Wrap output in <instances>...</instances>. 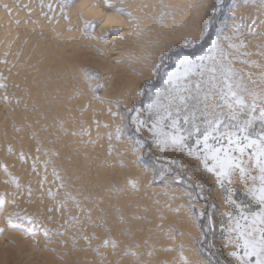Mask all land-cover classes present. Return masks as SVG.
<instances>
[{"label": "rangeland", "instance_id": "obj_1", "mask_svg": "<svg viewBox=\"0 0 264 264\" xmlns=\"http://www.w3.org/2000/svg\"><path fill=\"white\" fill-rule=\"evenodd\" d=\"M60 1L58 3L60 6L68 4L67 0H60ZM191 1L185 0L184 2V0H176V4L174 3L175 2L174 0H163V1L160 0L158 2L157 5L159 6H156V8L157 10L159 8L161 12L160 10L157 11L156 13L157 22L155 21L156 23L155 22L154 23L157 24V26L159 24L158 27L160 28L163 26L161 29L165 31L164 33L165 36L163 35L164 37H162L163 40L161 42L166 46L168 44V41L169 40L170 41L169 44L165 47V49L162 51V53H160L157 59L153 62L152 64V66H154L153 68L149 69V67L152 66H149L148 63H146L148 62V59H150V54L151 51L153 50L151 51L149 50L148 53L146 52L144 54L145 56L142 55V57L139 58L132 57V55L135 56L134 54L132 55H130L131 53L127 54L128 58L129 57L133 58V60L132 58H129V63H131L132 65L135 64L133 66L137 67L136 68L137 70H135L134 68L135 71L130 69L129 73L132 74V77L134 78L135 81L136 80L140 81L139 87L137 88V90H135L138 96L136 97L135 100L133 99L131 101L130 105L118 106L117 107L118 110L115 107H113L116 105L117 103L116 100H118V97L121 96L122 93L126 94V95L124 94L123 97L125 98L127 97L128 91L121 90L122 93L119 91L120 94L119 92H115L117 95L116 96L113 93L114 92L113 89L111 90L109 88L110 86L108 84V81L104 80V71H103L104 67L100 66L101 67L100 68L98 65L100 63H103V61L106 58L99 56L98 54L92 55L93 57L83 55L84 57H80L79 58L80 60L78 61L81 64L83 63L82 65H87V66L83 67L77 61L78 65L76 64L77 66L75 67V69H73V72L75 73L72 72L74 76L72 74L70 75L69 81L70 83L72 82L70 84V87L71 85L72 87L71 89H69L70 87H68V89L69 91L72 92V98L73 99L75 98L77 104L76 103L74 104L75 105L74 108L70 106V109L68 110L70 111L73 109L75 112L81 113L83 110L86 109L89 110L91 107L92 110L91 114L94 115L96 114L95 111L96 106L97 105L101 106L100 103H102L101 108L103 107L102 110L105 113L106 112L108 113V117L111 120L113 129L119 132L120 134V137L117 142H116L117 139L114 140L113 138H111L110 140L101 142L100 146H101V153L103 151V155L106 158L110 159L108 171L111 176L112 182L116 183L117 186L121 188L122 192L118 196L115 195L111 197L103 206L93 205L92 201L90 200L91 198L89 199L87 194L79 198L80 202L77 201L78 203L77 202L75 203L74 199L69 195L70 193L69 191H67L66 185L63 183L62 179H60L61 183L60 181L58 182L57 179L59 178L57 177L56 174H54L55 171H61L62 170L61 168L63 167V164L60 163L61 160L56 155L57 154L56 147L59 145V142L64 141V135L62 134L64 130V125L62 127V124L60 123H59L60 125L57 124L56 128L52 130V132L49 135H42L40 139L41 135L39 136L38 134L39 129L36 126L37 125L36 122L34 124L35 128L31 129V132L34 130L33 131L34 133L32 132L33 134H31V132H29L27 135V138L28 137L29 138L26 139V142L28 141L27 147H29V150L27 152L28 153L30 152L31 156L29 155V157L34 159L28 158V160H26L25 158H20L21 155L10 152L9 148L4 144L0 147V149H2L4 153L6 151L7 157H10L11 155V157L14 156L13 158L15 159L14 162V159L13 158L11 159L10 157V161L13 160L11 163H13L14 165H11L10 162L6 163V165H4L5 163L2 161L0 162V170L2 175H4V178L0 181L1 183L0 197H3L5 201L3 205H0V212H3L5 216L7 215L6 216L7 218L5 217L4 219L5 222H2L3 219L0 216V226L2 227V229L0 230V241H1V237H3L4 231L8 230L14 233L17 237L20 236L21 237L20 239L22 241H25L26 243L28 242L27 243L28 247L32 248L36 246L34 245V242L30 240V238L36 236L39 237L40 239L42 238V241L44 240V242L46 241L48 243L45 252L50 253L52 259L55 258L57 260V261L54 260L55 264H63V263L64 264H71V263L72 264H106L107 260L101 256L99 251H94L96 247L95 245L100 242L102 243L105 240L107 241L111 240L110 244L112 245V242H114V237L120 234L122 237H124L125 244L126 243L127 244L126 245L121 244L123 255L120 254V256H119L120 251L116 250L117 246L115 248H113V246L110 247L111 253L113 252L112 254H114L117 257L115 264H119V262L121 261L126 262V264H168V263L185 264L183 260L184 257L183 248H186V246L184 245L185 243L183 241L184 238L182 231L183 229L186 228L185 229L186 231L184 230L185 231L184 233H188L187 229H189L188 235L190 236L192 235L191 236L192 243L195 247L196 252L202 259L210 263L209 260L204 258L199 253L197 247L195 246L196 243H198L201 247H203V254L207 258L213 259L214 257H216L218 259L219 264H235L233 259L229 256V253L231 251L236 250L234 248V244L226 243V241H228L229 239H231L233 242H235L236 239L234 232L233 233L228 232L229 223H230L228 217L229 216L232 217L231 223L234 226L236 217L240 215V213L235 210L237 207L241 211H243L245 215H248L250 212L258 211L259 209L245 195V188L240 184L238 175L233 177L231 184H229L227 180L223 181V186H222L221 183L217 181L216 176H213L212 173L208 172L205 165L200 160H197L195 156L189 154V146H191L192 148L196 147V142L194 139H189L185 141L184 142L185 146L183 149H178L175 147H165L164 150L162 151L158 143H156V141L163 140L166 137L171 138L172 135H179L182 133L186 134L184 133L183 118H180L179 120V124H178V127L180 129L179 132H175L174 129L171 127L170 122L168 120H165L159 126L160 134L157 136H153L152 131L156 116L152 111L146 110L145 105L150 104L152 102V98L154 97L156 90L163 87L164 74L166 72L174 70L175 62L177 61L178 58L187 57L189 59H195L197 56L203 55L205 52H207V50L212 47V42L214 40L217 42L218 49L222 50L224 53L227 54L228 61H230V63H228V67L234 73L235 79L244 87L245 98L249 101V103H251V98L254 96V94L255 96L261 95L262 93L259 92V89L255 86V84L259 83L260 85L261 84L264 85L263 79L262 77H258L259 73L258 72L256 73L257 67L251 64L245 55L246 52H251L252 50H253L252 53H254L256 49L255 47L251 46V44H249L250 40H248L247 37L248 35H246V33L243 32L244 31L243 28L248 23L247 20L248 17H253L254 21H256L257 19L256 16H258V14L260 13L257 11L260 10L258 7L256 8L254 2H257L259 0H205V1L203 0L204 2L201 0H197V2L199 1L198 2L199 4L196 2V0H194L195 2L193 1L191 2ZM13 2L15 1L10 0L9 3L12 4ZM189 2L192 4L190 5ZM186 3H188L189 7ZM1 4L2 3H0V5ZM37 4L39 5L40 2L38 1ZM170 5L171 7L173 6L172 9L174 10L170 8ZM168 6L171 10L168 9ZM241 6L243 7V9ZM251 6H253V8ZM194 7L195 9L197 8V10H195ZM165 10L168 13H166ZM189 10L190 12L186 13V11ZM237 10L239 13H241L240 16L238 15L239 13L237 12ZM244 10L247 11L244 12ZM162 11L163 13L165 12L166 14L165 13L163 14ZM173 12L174 14H171ZM202 12L203 15H201ZM175 13L177 14L175 15ZM189 13H191L190 16L193 15L191 18L187 16ZM246 13L249 14L247 15ZM254 13L257 14L255 15ZM232 14L233 17L231 16ZM167 15L174 18V20L168 17ZM183 15L185 17L187 16V18L191 20L194 18L196 19L194 21L192 20L193 21L192 22L186 18L189 21L186 22L187 20L183 19L184 17ZM198 15L200 18L198 17ZM235 15L236 18L234 17ZM176 16L179 18L178 20L182 24H180L178 20H177L178 24H176L177 23L175 20L177 19ZM168 19L170 22L168 21ZM181 19L183 20V22H186V24H184ZM197 19L198 22L196 21ZM242 20H244V22ZM234 21H237L236 23L238 24L235 23L234 25V23H232ZM190 22L192 23L196 22V23L192 25V23ZM165 25H168L169 27ZM173 25L179 27L180 31L177 29V27L174 28ZM240 27L241 30L243 29L242 32L240 31ZM167 28L171 31H169ZM172 30L175 32H173ZM169 32L171 33L169 34ZM180 32H182L183 35ZM211 32H212V40L210 41L209 45L202 52L199 51L196 52L195 48L200 46L202 43V39ZM229 42L231 44H233V42L234 44L235 43L236 44L234 46V44L231 45ZM228 43L229 45L232 46V48L229 47ZM237 47L238 50L233 49ZM244 47H247V49ZM219 50L215 53L217 57H219ZM161 56H163L162 61L159 60ZM92 59L93 61H91ZM94 59L97 63H95ZM134 59L137 60V61L135 60L136 63L138 61L139 63L136 64ZM131 60L134 62H132ZM143 63L147 64L145 65L147 68L143 66L144 65ZM157 65H159V67H157ZM138 66H141L142 68ZM147 73L148 75L149 74L152 75L148 76ZM93 76H95L96 79H93L92 78ZM134 76H136V78ZM139 78L141 80H139ZM73 81L75 83L74 86L76 88L73 86L74 84ZM92 83L93 84L95 83V87L92 86L93 85ZM146 83H148V85ZM153 84H157V87L154 88ZM83 85H85L87 89ZM82 86L85 87L84 89L85 91L82 90L83 89ZM106 86L108 87L109 91L107 90L105 91V88H107ZM74 90L78 92L76 93ZM110 90L112 93L110 92ZM132 90L134 91V87H132V89L130 87L129 91L133 92ZM103 92H108L109 94L111 93L110 98L112 100L109 97H108L109 100L107 98L106 101L99 99V95L102 94ZM73 93L75 96L77 94V96L76 97L73 96ZM90 94L94 98L93 100H91L92 97L89 96ZM87 95L90 98L86 97ZM128 95L130 96V93ZM111 96L112 97L115 96V97L112 98ZM80 99H82V102L79 101ZM113 100L115 101L113 102ZM134 102H140V105L134 106ZM214 102L215 101H210L209 104L211 105ZM104 107L106 108L105 110ZM107 108L110 109L114 108V109L109 111L107 110ZM136 109H140L139 113H137ZM223 111L225 113V116L229 115L226 113L224 109ZM253 115L258 117L259 113L257 112L254 113ZM19 116L22 117L23 114L21 113L19 114ZM134 116L137 118V120L144 121V127L137 129V125L134 124L132 121V117ZM127 119H129V121H127ZM240 119L243 120L245 119V117L241 115ZM78 120H80L77 121V124L79 125H74L75 128H78L77 126L79 127L83 126L82 116H79ZM196 122L198 124L203 123V121L200 119H198ZM11 125L13 126V123H11ZM70 127L71 126H69L68 128L70 129ZM74 127H71L69 131L67 127L66 129L71 134L72 132H75ZM189 128H191V121L189 122ZM253 128L256 130V132H259L260 124L258 119L256 123L253 125ZM35 133L37 134L35 135ZM36 136L38 139L36 138ZM200 138L203 139L202 136ZM22 139L20 141H23ZM37 141H39L40 143ZM16 142H18V139H16ZM210 143L214 144L215 142L210 141ZM47 144L52 146V148H50L49 145L47 146ZM29 145H31L32 150L30 149ZM38 145H39V149L37 147ZM45 145L48 147V148L46 147L47 150L46 148L43 149ZM4 147L5 149H3ZM48 150H50V152L53 153V154L49 153V155L51 154L50 156L54 155L53 157L50 158L48 154H46L49 152ZM197 151L199 152L200 155H203L202 150L197 149ZM34 153L39 156H42L43 158L40 157L39 159V156L37 155L35 157ZM23 159L26 160L25 161L26 163L24 162ZM27 161H29V163ZM153 162L156 163V165L158 166L161 172L159 177L157 178L154 176ZM23 164L25 166H23ZM174 164H176V168L171 169V166H173ZM10 165H11V169H10ZM207 166L212 167V162L208 161ZM21 167L24 169H21ZM25 167H27L28 169ZM177 169H180L181 172L177 171ZM44 170H47L46 173L43 172ZM41 172L47 175L45 177H48L50 183H52L53 181L51 185H49L50 183L47 182L45 183V181L48 180L44 178V175ZM61 175L62 173L59 176ZM61 184L65 186L61 188L62 187ZM52 185L53 186L56 185L55 186L56 189L53 187L54 188L53 190L51 187ZM46 186H50V187H46ZM185 186L193 187L194 189H196V192L194 193L192 189H188ZM62 190L64 192L66 191L67 194L68 193L69 194L68 195L64 194ZM55 191L57 192L55 193ZM230 191L232 192L231 196L229 195ZM50 193L51 195H49ZM57 194L60 196H58ZM61 197L62 199H60ZM66 198L71 200L67 202L65 201ZM229 199L233 201L232 205L228 204L227 201ZM120 200L122 205L121 211L120 209H118V207H120L119 205ZM66 204L67 207L64 206ZM88 206L91 207L89 208ZM107 210H110L109 218L107 220L108 222L106 221L107 223L106 222L101 223L102 216L104 213H106ZM111 213L113 214L112 217L110 216ZM91 216L92 217L99 216L98 217L100 219V222H98L99 227L98 226L94 227L95 222L92 221L93 218H90ZM132 217H135L134 218L135 220H133V223H135L133 229H131V226L133 225ZM75 218L76 220H78V222H74ZM9 219H11L14 222L15 226L10 225L8 223ZM138 221L142 223V224L140 223L142 225L141 227ZM36 222L38 223L36 224ZM93 222H94V226H93ZM38 224H42V225H38ZM241 224L243 226L244 222L241 221ZM33 225H34L33 232L27 231L30 228V226ZM128 225L131 226L128 227ZM183 225L185 227H183ZM138 226L140 229H138ZM181 228L183 229L179 230ZM149 229H151L152 231ZM196 229L199 230L198 235L195 234ZM134 231L135 234L136 232L139 231L140 233L138 234L141 235H139L138 238V234H136L137 237L134 238L135 240H132L133 237L132 235H134L132 233H134ZM125 235H127V237ZM84 236L87 237L84 238ZM52 238H55L56 241L58 240L57 243L55 240H52ZM52 241H54V244L58 245L57 248L59 250L56 249V246L54 244L53 245L55 246V248L54 246H52V243H49ZM9 242H13L14 244L12 245V243H10L12 245V251H13L10 253L12 257L7 255L8 257L5 260L4 256L2 257L0 256V264H12V263L24 264L25 260L29 261V264H49L48 258L44 257L43 255H41L39 258L37 255H34L33 257L25 256L23 257V259L18 260L19 258L15 257V256L19 257L18 255H15L18 254L16 251L17 246L15 243V239L10 240ZM62 245L64 246L65 250L62 249L61 251L60 248L62 247ZM88 248H90L91 250L89 252L92 253V255L90 254L91 256L88 255L89 253L87 254L88 250L86 249ZM135 249L138 250V253L144 251L143 254L146 256V258L140 261L139 256L133 257L134 256L133 253ZM75 251L79 252L80 254L79 257L77 256L78 252ZM146 251L148 253H146ZM61 253L64 254V256H70V257L61 258V256H63V255L60 256ZM124 253L126 255H124ZM82 254L83 255L87 254V255L83 256ZM240 254L241 255L243 254L242 250ZM121 256L123 257L121 258ZM88 257L92 258L91 259L92 262ZM192 258L194 262L196 261L195 262L196 264H204L198 258H196L195 255ZM120 259L122 260L120 261ZM252 264H254V260L252 261Z\"/></svg>", "mask_w": 264, "mask_h": 264}, {"label": "bare ground", "instance_id": "obj_2", "mask_svg": "<svg viewBox=\"0 0 264 264\" xmlns=\"http://www.w3.org/2000/svg\"><path fill=\"white\" fill-rule=\"evenodd\" d=\"M14 1L15 2H13V3H16V4L9 3L10 0H9V2H8V0H0V3H2L0 5V147L4 144L9 148L10 152H13L14 154L17 153V154L21 155L20 158H25L26 160H28V158L34 159V158L29 157V155L31 156V154H30V152L29 153L27 152L29 150V147H27L28 141L26 142V139L29 138V137L27 138L28 133L31 132L32 128L33 129L35 128L34 124L37 122L36 126L39 129L38 134H39V136L41 135L40 139H41L42 135H49L52 132V130H54L56 128L57 124H59V123L62 124V127L64 125V130L62 132V134L64 135V141L59 142V145L56 147V151H57L56 155L61 160L60 163L63 164V167L61 168L62 170L60 169L61 171H55V173H54L59 178V179H57V181L59 182L60 179H62L63 183L66 185L67 191H69V193H70V194L69 193L68 194L74 199L75 203L77 201L80 202L79 198L87 194L89 199L91 198L90 200L92 201L93 205L103 206L111 197H113L115 195L118 196L122 191H121V188H119V186H117L116 183L112 182L111 176H110L109 171H108L110 159L106 158L103 155V151L101 153L100 143L103 141L110 140L111 138H113L114 140L117 139L116 140V142H117L119 139L117 137H120V134H119V132H117L113 129L111 120L108 117V113L107 112L105 113L102 110V108H103V107L101 108L102 103H100L99 101L98 102L101 104V106L97 105L98 106L97 107L96 104H98V103L95 104L96 114H94V115L91 114V111H92L91 107L89 110L88 109L83 110V111L81 110L82 111L81 113H77L72 109L75 106L74 104L75 103L77 104V102H76L75 98L74 99L72 98V92L69 91V89H71V87H72V85L70 87V84L72 83V82L70 83V81H69L70 75L72 74L73 69H75V67L78 65L77 61L80 60L79 59L80 57L92 56V55L98 54L99 56L106 58L103 61V63H100L101 65L100 64H98V65H99V67L100 66L104 67L103 68L104 80L108 81V84L110 86L109 88L111 90L113 89V91H114L113 93L116 95L115 92H119V91L121 92V90L122 91L126 90V91H128V94L130 93V96L127 94V97L125 98V97H123V95L125 93L121 92L122 94H121V96H119V94H120V92H119L118 100H116L117 103L113 107H115L117 109L118 106L130 105L131 101L133 99L135 100L136 97L138 96V94L135 90H137V88L139 87L140 81H138V80L135 81L134 78L132 77V74L129 73L130 69L133 71L137 70L136 69L137 67L133 66L135 64L132 65L131 63H129V58H132V57H138L139 58V57H142V55H144L146 52L148 53L149 50L150 51L153 50V51H151V54L149 52L150 59H148V62H146V63H148L149 66H152L153 62L157 59L158 55L160 53H162V51L169 44V41H170L168 39L169 41H168V44L166 46H165V44H163L161 42L163 40L162 37L165 36L164 35L165 31L161 29L163 26L160 28V27H158L159 24H158V26H157V24H155L157 22L156 21V13H157V11L160 10L159 8L157 10L156 6H159L157 4L160 0H107V4L112 5V7H107L105 4V0H71V3L69 2V0H67L68 4L66 3L67 5H63V6H60L58 4L60 0H14ZM38 1L40 2L39 5L37 4ZM161 1H163V0H161ZM174 1H175L174 3L176 4V0H174ZM192 1L195 2L194 0H192ZM201 1H203V0H201ZM184 2H185V0H184ZM196 2H197V0H196ZM254 3L253 4L256 6V8L258 7L260 10V11H257V10L256 11L260 12V13L258 14V16H256L257 17L256 21H254L253 17H248V19H247L248 23L243 28L244 29L243 32L246 33V35H248L247 36L248 40H250L249 44H251V46L255 47L256 51H254V53H252L253 50L251 52H246L245 55H246L248 61L257 67L256 73L257 72L259 73L258 77H262L263 82H264V3H262L261 0L254 2ZM186 4L188 5V3H186ZM191 4L192 3H190V5ZM201 4H203V3H201ZM165 5H166V3H165ZM180 6H182V5H180ZM172 7L170 5L171 9H172ZM188 7H189V5H188ZM251 7L253 8V6H251ZM170 8L168 6V9H170ZM252 8H250V9H252ZM164 9H162V10H164ZM194 9H195V7H194ZM242 9H243V7H242ZM166 10H165V12L168 13ZM172 10H174V9H172ZM195 10H197V8ZM238 10H237V12H238ZM245 11H247V10H244V12ZM160 12H161V10H160ZM187 12H190V10L186 11V13ZM203 12L201 15H203ZM162 13H163V11H162ZM199 13H201V12H199ZM171 14H174V12ZM176 14L177 13H175V15ZM190 14L191 13H189L187 16H189L191 18L193 15L190 16ZM195 14H196V12H195ZM197 14H198V12H197ZM240 14L241 13H239L238 15L240 16ZM199 15H198V17H199ZM167 16L170 17L169 15H167ZM187 16L186 17L184 16L183 19H185V20L189 19V18H187ZM231 16L233 17V14ZM234 17L236 18V15ZM170 18H172V17H170ZM180 18H181V16H180ZM162 19H163V17H162ZM172 19L174 20V18H172ZM178 19H179L178 17H177V19H175L177 22V23L175 22L176 24H178V21H179ZM195 19L196 18H194L192 20L194 21ZM243 19H246V18H243ZM189 20L192 21L191 19H189ZM168 21H169V19H168ZM196 21L198 22V19ZM237 21H234L232 23H234V25H235V23ZM242 21L244 22V20H242ZM182 22H183V20H182ZM186 22H189V21L187 20ZM186 22H183V23L186 24ZM192 22H190V23H192ZM179 23H180V21H179ZM195 23L196 22L192 23V25ZM180 24H182V23H180ZM236 24H238V23H236ZM175 25H173L174 28L177 27ZM160 26H161V24H160ZM165 26H168V25H165ZM181 27H183V26H181ZM185 27H187V26H185ZM167 29H165V30H167ZM177 29L179 30V27H177ZM242 30L240 27L241 32H242ZM169 31H171V30H169ZM173 32H175V31H173ZM183 32H185V31H183ZM170 33L171 32H169V34ZM180 33L182 34V32H180ZM225 36H226V34H225ZM164 41H167V40H164ZM229 43H228V45H229ZM233 44H234V42H233ZM233 44H231V45H233ZM235 44H234V46H235ZM244 48L247 49V47H244ZM233 49L238 50V47L233 48ZM248 50H249V48H248ZM245 51H247V50H245ZM127 54H130V55L134 54L135 56L132 55V57L128 58ZM100 60H102V59H100ZM132 60H133V58H132ZM135 60L136 59H134V61ZM145 60H147V59H145ZM91 61H93V59ZM94 61H95V59H94ZM134 61H132V62H134ZM136 61H135V63H136ZM95 63H97V62L95 61ZM137 63H139V61ZM146 63L145 64L143 63L144 64L143 66L145 68H147L145 66V65H147ZM93 64H94V62H93ZM140 64H142V63H140ZM82 66L86 67L87 65H82ZM141 66H138V67H141ZM153 67L154 66L149 67V69L153 68ZM134 68H135V70H134ZM138 69H140V68H138ZM142 71H144V70H142ZM73 73H75V72H73ZM248 73H250V72H248ZM139 74H140V72H139ZM147 75H148V73H147ZM150 75H152V74H149L148 76H150ZM134 77L136 78V76H134ZM251 77H253V76H251ZM102 79H103V77H102ZM139 80H141V79L139 78ZM259 81H260V79H259ZM80 82H81V80H80ZM100 82H101V80H100ZM73 83H74V81H73ZM81 84H82V82H81ZM74 85H75V83L73 84V86ZM83 86H85V85H83ZM83 86H82V88H83L82 90H84L86 87V86L85 87H83ZM92 86L95 87V83ZM255 86L259 89V92L262 94L261 95L256 94L257 96H255V94H254V96L257 99H264V92H263L264 91V85L263 84L260 85L258 83V84H255ZM68 87H70V88L68 89ZM130 87H131V89H132V87H134V91L132 90L133 92L129 91ZM78 89H79V87H78ZM86 89H87V87H86ZM106 90L109 91L108 87L105 88V91ZM111 90H110V92H111ZM110 94L108 92H103L102 94L99 95V99L106 101V99L108 97L110 98ZM73 96H75L74 93H73ZM76 96H77V94H76ZM89 96H91V94ZM89 96L87 95L86 97H89ZM114 97H112V98H114ZM81 98H82V96H81ZM109 98H108V100H109ZM93 99L94 98L92 97L91 100H93ZM79 101L82 102V99H80ZM114 101L115 100H113V102ZM103 104H104V102H103ZM70 106H72V108H71L72 110L69 111L68 109H70ZM97 108H99V109H97ZM105 109L106 108L104 107V110ZM112 109H114V108H112ZM112 109L107 108V110H109V111ZM224 110L226 111L227 114H230L227 109H224ZM21 113L23 114L24 117L19 116V114H21ZM79 116H82L83 126L82 127L77 126L78 128H75L74 125H79V124H77V121H80V120H78ZM11 123H13V126L11 125ZM69 126L74 127L75 132H72L70 134L68 131L71 129V127L69 129L68 128ZM66 127L68 128V131H67ZM32 132H31V134L34 133V132L33 133ZM36 134L37 133H35V135ZM30 138H32V137H30ZM36 138H37V136H36ZM16 139H18V142H16ZM21 139L23 141H20ZM49 140H50V138H49ZM37 142H39V141H37ZM49 144H47V146ZM29 146L31 149V145H29ZM47 146L45 145V147L43 149H45ZM37 147L39 149V145ZM49 147L52 148V146H50V145H49ZM47 148H46V150H47ZM3 149H5V147ZM48 151H47L48 153H46V154H48V156L50 158L53 157L54 155L50 156L53 153H51L50 150H48ZM49 153H51V154L49 155ZM38 154H40V153H38ZM36 155L37 154H35V157H36ZM43 155H44V153H43ZM37 156H39V155H37ZM10 157H11V155H10ZM10 157H7L6 151L4 153L2 151V149H0V162L1 161L4 162L5 163L4 165H6V163H9V162L11 163L13 160L10 161ZM13 157H11V159ZM17 157H18V155H17ZM40 157H42V156H39V159H40ZM26 160H24V162ZM14 162H15V159H14ZM27 162L29 163V161H27ZM24 164H23V166H25ZM11 165H14V164L11 163ZM11 165H10V169H11ZM25 168H27V167H25ZM21 169H24V168L21 167ZM8 170H9V168H8ZM42 170H43V168H42ZM47 170H48V168H47ZM47 170H44L43 172L46 173ZM24 171H27V170H24ZM61 173H62V175L59 176ZM43 175H44V178H46L48 180V177H45L47 175L46 174H43ZM53 177H54V175H53ZM3 178H4V175H2L1 170H0V181ZM48 181H45V183L46 182L50 183V181L49 182ZM52 183H53V181H52ZM52 183H50L49 185H51ZM60 183H61V181H60ZM53 185L51 187L54 190L56 185L55 186H53ZM65 185H62L61 188H63V186H65ZM46 187H50V186H46ZM56 192L57 191H55V193ZM62 192H64V191L62 190ZM64 194L68 195L66 191L64 192ZM60 195H58V196H60ZM60 199H62V197ZM70 200L67 198L65 199V201H67V202H69ZM67 202H65V203H67ZM119 205H120V207H118V209H120V211H121V209H122L121 200H120ZM64 206L67 207V204ZM88 207L90 208L91 206H88ZM109 212H110V210H107L106 213L103 212L104 214L102 216L101 223L106 222L108 220ZM148 214H150V213H148ZM112 215L113 214L111 213L110 216L112 217ZM0 216L3 219L2 222H5L4 219L7 215L5 216V214H3V212H0ZM98 217L99 216H96V217L91 216L90 217V218H93L92 221L95 222V226H94V222H93L94 227L99 225L98 222H100V219ZM134 218L135 217H132V224L133 225L131 223L130 224L132 226L128 225V227L131 226V229H133V226L135 224V223H133V220H135ZM148 218H149V216H148ZM74 222H78V220H76V218H75ZM122 222H123V220H122ZM37 223L38 222H36V224ZM140 223L141 222H139V224ZM183 223H184V221H183ZM139 224H137V225H139ZM141 224H140V227L142 226ZM34 225H35V223H34ZM34 225L30 226V228H29L32 230V232L34 229ZM38 225H42V224H38ZM123 226H125V225H123ZM183 227H185V226L183 225ZM100 228H101V226H100ZM1 229H2V227L0 226V230ZM138 229H140L139 226H138ZM138 229H136V230H138ZM151 229H149V230H151ZM182 229L183 228H181L179 230H182ZM185 229H183V231H182L183 238H184V239L183 238L182 239L185 243V244L184 243L183 244L186 246V248H183V251H184L183 260H184L185 264H196L195 263L196 261L194 262V260L192 258V257H194V255L196 258H198L204 264H210L209 262L205 261L204 259H202L198 255V253L196 252L195 247L192 243V240H191L192 235L191 236L188 235L189 229H187L188 233H184L186 231ZM149 230H148V232H149ZM153 230H154V227H153ZM151 231H150V233H151ZM194 231H195V228H194ZM130 232H131V230H130ZM138 233H140V232L139 231L136 232V234H138ZM191 233H193V232H191ZM116 234H118V233H116ZM132 234H134V235H132L133 236L132 240H135L134 238L137 237V235L135 234V231ZM195 234L196 235L199 234L198 229H196ZM139 235H141V234H138V238H139ZM125 236L127 237V235H125ZM86 237L84 236V238H86ZM20 238H21L20 236L17 237L14 233H12L8 230H5L3 237H1V241H0V244H1L0 256L1 257L4 256L5 260L8 257L7 255L11 256L10 253L13 252L12 251V245H14V244H13V242H9V241L15 239V243L17 246L16 251L18 253L15 255L19 256V257H17V256H15V257L19 258L18 260L23 259V257H25V256L26 257H33L34 255H37L39 258L41 255H43L44 257L48 258L49 264H55L54 260H56V259L55 258L52 259L50 253L45 252V249H47L46 246L48 245V243L46 241L44 242V240L42 241V238L40 239L39 237H36V236L30 238V240L33 241L34 245L36 246V247H32V248L28 247V244H27L28 242L26 243L25 241H22ZM52 240H55V238H52ZM137 240H139V239H137ZM49 241H51V240H49ZM57 241H56V243H57ZM62 241H64V240H62ZM110 241L106 247L103 246L104 242H102V243L100 242V243H97L95 245L96 246L95 249L94 248L93 249H94V251H99L101 256L107 260L106 264H115L117 257L114 254H112L113 252L111 253L110 247L112 245L110 244ZM114 242H115V245L117 244L116 250L120 251V252L117 251V252H119V256H120V254L123 255V250H122L121 244H125L124 237H122L120 234H118L114 237ZM10 243H12V245ZM49 243H52V246L55 245L56 249H58L57 248L58 245L54 244V241L49 242ZM30 244H31V242H30ZM55 246H54V248H55ZM60 249L62 251V249H64V246L62 245V247ZM86 250H88L87 254L91 251L90 248H88ZM141 250H142V248H141ZM78 251H80V250H78ZM78 251H75V252H78ZM80 252H82V251H80ZM143 252L144 251H142L141 253H138V250L135 249V251L133 253V255H134L133 257L139 256L140 261L144 260L146 258V256L143 254ZM125 253H124V255H126ZM146 253H148V252L146 251ZM87 254H84V255H87ZM90 254L92 255V253H89L88 255L91 256ZM61 255H63V256H61ZM79 255L80 254L78 252L77 256L79 257ZM147 255H149V254H147ZM60 256H61V258L70 257V256H64V254H62V253L60 254ZM122 257L123 256H121V258ZM158 257H160V256H158ZM47 258H45V259H47ZM89 259L91 261L92 258L90 257ZM105 259H104V261H105ZM121 260L122 259H120V261ZM167 260H169V259H167ZM24 262H25L24 264H29V261H27V260H25ZM121 262H119V264ZM10 263H12V262H10ZM15 263H16V261H15ZM59 263H61V262H59ZM167 263H168V261H167ZM121 264H126V262L123 261Z\"/></svg>", "mask_w": 264, "mask_h": 264}, {"label": "snow or ice", "instance_id": "obj_3", "mask_svg": "<svg viewBox=\"0 0 264 264\" xmlns=\"http://www.w3.org/2000/svg\"><path fill=\"white\" fill-rule=\"evenodd\" d=\"M261 2L264 3V0ZM105 4L112 7L107 0ZM218 50L214 40L212 47L203 55L195 59L178 58L174 70L164 74L163 87L156 90L152 102L145 108L156 116L153 136L160 134L159 126L165 120L170 122L175 132H179V120L183 118L186 134L156 141L162 151L165 147L183 149L185 141L194 139L196 147L189 146V154L200 160L222 186L223 181L231 184L233 177L238 175L245 195L259 210L245 215L237 207L235 210L240 215L236 217L234 226L232 217H228V232H234L236 237L235 242L231 239L226 241L234 244L236 249L229 256L235 264H252L253 260L254 264H264V99L253 96L249 103L244 87L228 67L230 61L227 54L219 50L217 57L215 53ZM92 78L96 79L95 76ZM210 101L215 102L210 105ZM223 109L230 114L225 116ZM136 111L139 113L140 109ZM257 112L258 117L253 115ZM241 115L245 119L241 120ZM198 119L203 123L198 124ZM257 119L259 132L253 128ZM132 121L137 129L144 127V121L137 120L135 116ZM197 149L202 150L203 155ZM208 161L212 162V167L207 166ZM229 195H232L231 191ZM227 202L233 204L231 199ZM4 203L3 197H0V205ZM8 223L15 226L11 219ZM108 243L105 240L103 246ZM112 246L116 247L115 242Z\"/></svg>", "mask_w": 264, "mask_h": 264}, {"label": "trees", "instance_id": "obj_4", "mask_svg": "<svg viewBox=\"0 0 264 264\" xmlns=\"http://www.w3.org/2000/svg\"><path fill=\"white\" fill-rule=\"evenodd\" d=\"M212 40V32L209 33L208 35H206L203 39H202V43L200 46L196 47L195 48V51L196 52H202L210 43V41ZM163 59V56H161L159 58L160 61H162ZM148 85V83H146ZM153 87L156 88L157 87V84H153ZM145 96V95H144ZM137 105H140V102H134V106H137ZM127 121H129V119H127ZM154 163V176L157 178L159 177L160 175V169L158 168V166L156 165L155 162ZM176 168V164H174L173 166H171V169H175ZM177 171L181 172L180 169H177ZM186 188L188 189H192V191L195 193L196 192V189H194L193 187H190V186H185ZM195 246L197 247L199 253L204 257L206 258L207 260L210 261V263L212 264H219L218 262V259L216 257H214L213 259H210V258H207L204 254H203V247H201L198 243L195 244Z\"/></svg>", "mask_w": 264, "mask_h": 264}]
</instances>
